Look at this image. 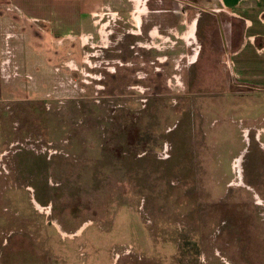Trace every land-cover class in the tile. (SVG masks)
Here are the masks:
<instances>
[{
	"label": "rangeland",
	"instance_id": "374dc122",
	"mask_svg": "<svg viewBox=\"0 0 264 264\" xmlns=\"http://www.w3.org/2000/svg\"><path fill=\"white\" fill-rule=\"evenodd\" d=\"M192 1L85 0L67 40L0 0V264H264V82Z\"/></svg>",
	"mask_w": 264,
	"mask_h": 264
},
{
	"label": "crops",
	"instance_id": "0c3cea01",
	"mask_svg": "<svg viewBox=\"0 0 264 264\" xmlns=\"http://www.w3.org/2000/svg\"><path fill=\"white\" fill-rule=\"evenodd\" d=\"M50 3V14L53 16V20H46V18L36 16V14L31 15L30 18H39L41 20L47 21L50 25L51 32L56 37L53 38H64V39H76L79 31L82 19L86 14L83 10L85 0H48ZM216 4H213L209 8L211 14L214 13L216 16L219 26L222 28L220 35V42L226 55L234 58V64H232L231 72L233 78H239L244 81V83L249 86H260V82H264L263 71H258L260 66L256 61L257 56L264 58L262 54L257 50V40L264 38V0H215ZM147 2V1H146ZM193 5L200 8L204 12L205 8H201L198 4L191 0ZM89 4L86 1V5ZM32 5V4H31ZM141 7V4H137ZM146 6V5H145ZM37 6H34V8ZM137 8V7H136ZM146 7H144L145 9ZM141 14L143 11L140 12ZM155 13V12H154ZM158 13V12H157ZM162 13H165L164 11ZM166 14V13H165ZM223 17H227L230 21H234V26L230 23L229 31H226V23ZM140 21V20H139ZM148 22V20H147ZM198 23V21H197ZM237 24H240L237 27ZM226 25V26H225ZM237 28L240 33H236ZM193 30L191 36L194 35ZM198 32V29H197ZM197 32L195 35H197ZM223 33H225V38ZM229 35V37H227ZM197 39V38H196ZM86 40V38H85ZM229 40V41H228ZM250 48V51H248ZM248 51V52H247ZM247 53H249V64L247 63ZM240 64H237V61ZM236 66L241 68V74L237 72ZM249 76V77H248ZM255 84V85H254Z\"/></svg>",
	"mask_w": 264,
	"mask_h": 264
}]
</instances>
